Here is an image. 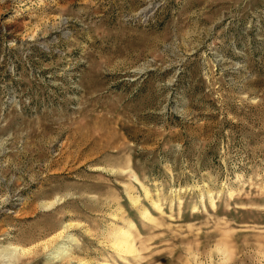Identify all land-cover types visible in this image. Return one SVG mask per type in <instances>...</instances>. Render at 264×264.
I'll list each match as a JSON object with an SVG mask.
<instances>
[{
  "label": "rangeland",
  "instance_id": "374dc122",
  "mask_svg": "<svg viewBox=\"0 0 264 264\" xmlns=\"http://www.w3.org/2000/svg\"><path fill=\"white\" fill-rule=\"evenodd\" d=\"M0 264H264V0H0Z\"/></svg>",
  "mask_w": 264,
  "mask_h": 264
},
{
  "label": "bare ground",
  "instance_id": "6f19581e",
  "mask_svg": "<svg viewBox=\"0 0 264 264\" xmlns=\"http://www.w3.org/2000/svg\"><path fill=\"white\" fill-rule=\"evenodd\" d=\"M125 245H126V243H124ZM130 244V243H129ZM127 246H128V244H127ZM130 247V246H129ZM127 249V248H126Z\"/></svg>",
  "mask_w": 264,
  "mask_h": 264
}]
</instances>
